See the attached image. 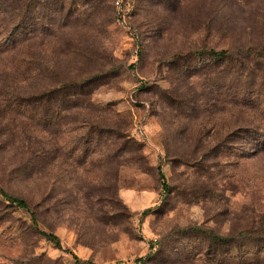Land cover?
Here are the masks:
<instances>
[{"label":"rangeland","instance_id":"obj_1","mask_svg":"<svg viewBox=\"0 0 264 264\" xmlns=\"http://www.w3.org/2000/svg\"><path fill=\"white\" fill-rule=\"evenodd\" d=\"M6 4L0 264H264V0ZM66 83L51 114L4 94Z\"/></svg>","mask_w":264,"mask_h":264},{"label":"trees","instance_id":"obj_2","mask_svg":"<svg viewBox=\"0 0 264 264\" xmlns=\"http://www.w3.org/2000/svg\"><path fill=\"white\" fill-rule=\"evenodd\" d=\"M11 4H6L4 7L0 6V26L3 27L4 29L7 28V26L5 25L6 19H7V15H5V13H11V18L15 19L13 17H16L15 14V10L16 8L19 7V5L16 4H12V6H10ZM32 4H28L26 11L24 13L30 15L29 17H31L30 12L33 10V8L31 7ZM9 7H12V12L10 10ZM22 13V10L20 11ZM17 18V17H16ZM3 24H2V23ZM14 27V26H13ZM14 30V29H13ZM2 43H0V47H2L1 45ZM4 50L0 48V52H3ZM227 49H223L221 51H216V50H212V54L215 56H224L227 53ZM70 88H75V90L71 91ZM8 90H6L5 96L7 97V99H11V96H13V99L17 102L19 106L24 105V104H31L32 102H38L40 104V106L43 108L42 109V113L43 114H51L52 111V103L54 101H58V100H70V98L72 96L75 97V100H79V99H83V85H73V84H63V85H52L46 88H41V89H36L34 91L32 90H27L26 88H21V90H16V89H12V91H9L10 88L7 87ZM8 91V92H7ZM60 94L61 97H58ZM16 96V97H15ZM15 97V98H14ZM173 99L169 98V101L171 102ZM78 105V104H77ZM66 109V108H65ZM83 121V119L81 120ZM122 124L118 125V129L122 128ZM120 130V129H119ZM120 137H122V142L119 144V146L116 148V150L113 151V158L116 159V163H117V167L121 164L122 162V155L124 153H130V152H135V149H138L137 147H135V145L138 146V142L135 139H131V137L129 136V134L127 135H119ZM25 149L23 150L24 152H27V154L24 156V158L22 159V161H24V165L32 164V158L35 156L36 151L32 149V146H28L26 144V146H24ZM28 149L30 151V154L28 153ZM27 174L29 178L33 177V172L31 171V168H29L27 170ZM1 193L3 195H5L9 200L13 201V202H17L20 206H23L25 208L31 209L32 211V216L34 218L35 222H38V216L36 211H34V209L32 208V205L30 203V201L26 198V197H21V196H16L13 195L11 193H9L6 189H2ZM43 233L50 239L54 240L57 244L58 247H62V243L60 241V238L58 237L57 234L53 233V232H46L43 231Z\"/></svg>","mask_w":264,"mask_h":264},{"label":"built area","instance_id":"obj_3","mask_svg":"<svg viewBox=\"0 0 264 264\" xmlns=\"http://www.w3.org/2000/svg\"><path fill=\"white\" fill-rule=\"evenodd\" d=\"M116 3H117V4H120V0H116Z\"/></svg>","mask_w":264,"mask_h":264}]
</instances>
